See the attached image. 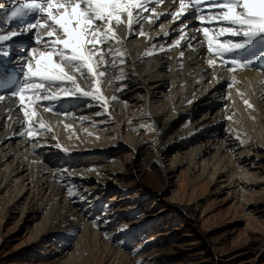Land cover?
<instances>
[{"label":"bare ground","instance_id":"6f19581e","mask_svg":"<svg viewBox=\"0 0 264 264\" xmlns=\"http://www.w3.org/2000/svg\"><path fill=\"white\" fill-rule=\"evenodd\" d=\"M0 4L3 3L0 2ZM162 8H165L163 12H167L174 10L175 6L165 3V6ZM162 8H158L157 12L162 13ZM148 14L144 13V15ZM153 19L155 20V17ZM157 21L155 20V23L143 22L142 25H134L132 34L127 36L125 35L127 30L124 27L118 29V34L124 37L123 43L119 47L122 50H126V63L121 65L123 68L122 76L119 68L113 69L107 77L108 80H111V84L105 82L101 86L106 97H118L117 100L109 99L107 110L91 98H85L86 102L83 104L80 102L81 98L64 97L61 93V98L56 102H52L51 105L50 102H44L45 106L54 107L52 112H44L42 108L38 109L43 115L44 121L51 125L53 131L43 133L42 137L37 139L38 141H34L30 140L27 136L22 137L19 135L23 131V127L19 122L23 117L19 109L16 108L15 100L6 99L5 102L0 103V242L3 239L2 235H5H1L2 224L5 223L4 220L8 219L9 216L11 218L12 213L21 212L22 215L19 217V220L24 221V223L37 222L36 226H33L31 230L36 233L34 238L38 236L41 240H44L48 236L51 237L54 231L61 229L63 226H73L77 224V221H81L78 219L79 217L75 218L77 215L73 216L74 218L72 217V219L70 218L75 211H73V207L66 203L64 197L61 195L62 193H60L64 185L60 190L55 189L56 186L51 181V171L42 168L43 164L40 162L44 163L52 158L51 163L47 162L48 167H55L56 175L61 177L60 183H65L69 181L68 178L73 171L70 168V163L79 158H83L84 163L90 162L91 158L101 160L111 149L107 145L111 144L102 142V144L94 145L91 148L92 150L89 151L84 149L77 150V148L70 149V147L66 148L64 146V148L68 149L67 152L63 150H41L45 147L49 148L52 145L47 141L49 138L54 139V141H57L61 145L62 141L69 138L71 139V143H76L77 141L84 142V139L90 141L95 136L99 137L103 134L106 136L107 125L112 120L114 122L120 120L118 128L123 129L124 127L127 131L129 130L128 127L134 130L135 127L150 123L153 131L156 128L154 141L158 143L163 134L171 130L169 129V123L172 120L174 124L182 117H188L184 122L185 126L180 132V139L184 140L187 146L190 147L189 158L178 155L179 159L176 160L178 161V165L186 161L190 162L191 168H198L201 170V173H205L206 171L211 176L207 181L211 183L214 181V184H212L215 187L213 193L224 191L231 196H235L236 199L234 198L233 200L250 203L249 198L239 195L237 186L241 183L248 186L260 183L255 182L257 178L261 179L260 181L264 180V172L262 170L258 171L260 174L258 175L253 173L246 164H243L245 161L257 157L258 149L264 148V71H261L258 67H250L231 73L226 70L222 71L217 66L215 73H213L207 64V60L218 59V57L208 52L207 39L198 30L201 28L200 24L185 29L187 39L182 41L179 46L171 47L170 50H167L176 40L180 39L179 34L170 45L165 44L171 36L179 33L178 29L181 24L178 22L179 25L169 28V23L173 22L170 20L166 26L162 27L164 32L159 34L155 30H151ZM204 26L209 27L210 31L216 27L209 24H205ZM141 27L143 31L148 33V36H138L136 34L141 30ZM164 33H170V35H164ZM149 36L151 38L155 36L154 40L157 42H153ZM21 37L15 38L16 42L10 48V51L14 55L13 60L9 64L10 66L16 67L15 62L20 54L19 42L21 41ZM193 37L195 39H192ZM161 39H163L162 42L159 41ZM189 43L192 45L191 48L188 47ZM105 47H115V45L109 44L105 45ZM161 47L165 48L166 51H159ZM149 50L154 51V54L145 55V52ZM180 52L185 53L183 58L180 57ZM16 55L17 57L15 58ZM3 63L4 61L0 62V67L5 69L7 65ZM233 76L237 83L230 87L229 84ZM116 77H121V79L117 80ZM81 84L86 90L89 87L83 81H81ZM196 87L204 88L206 91L202 94L205 96L204 98L197 100L200 97L197 92L193 91ZM164 88H166V91ZM222 89H226V93L221 96L220 91ZM237 89H239V92L245 94L244 99H249L252 102L255 106L254 110L246 108ZM178 98L179 101H177ZM147 100L148 103H146ZM134 101L135 108L139 111L142 106L148 104L145 114L141 113V116H139L129 111L128 104ZM156 103L159 104L157 105ZM8 109H13V111L9 113ZM98 109L102 110V112H92L90 118L85 116L87 112ZM209 111L215 113L209 116ZM197 113H200L202 116L194 119L195 116H198L196 115ZM234 113L235 115H233ZM9 115L11 119L8 118ZM167 115L168 118L164 121L163 128H158L160 120ZM228 116H232L233 119L228 120ZM253 116L255 119H252ZM147 117L150 120H146ZM96 118H103L105 121L103 120L101 124H98L99 122L96 121ZM77 119L85 123V126H77L74 121V124L72 122L69 123L71 120ZM125 121L128 122L129 126L126 125ZM131 123H137L138 125L133 127ZM69 125L71 127H68ZM188 125L189 127L186 128ZM93 126H96L98 129H93ZM127 131L125 133L126 136L133 135L131 132L127 133ZM237 131L242 134L248 131L250 139L246 140L245 144L235 142V147L231 148V143L227 141L231 140V137L228 135L227 140L223 138L227 132L235 136ZM116 133L123 135V130L122 133L117 131ZM176 138L172 137L165 145L158 143L157 160L161 164L163 162L161 155L163 156L165 151L167 152L168 145L171 143L178 145ZM202 139L207 140L201 142ZM130 142L136 152V157L134 158H137L139 156L140 142L138 139ZM214 143L217 146L215 150H213ZM101 145L102 147L98 148ZM53 147H56V145L53 144ZM234 149L244 152L234 155ZM34 153L39 155L40 161L36 157L38 160L36 162L39 163L34 162L36 160L33 158ZM198 158L201 161L200 165L197 161ZM133 161H136V159ZM91 169L99 173L100 167L81 169L80 175L84 178L91 177L92 175L100 177ZM262 169L264 170V167ZM228 173H230L229 176H226ZM77 175V177H80L79 174ZM71 176L76 177V174ZM69 184L71 185V183ZM66 187L69 188L68 186ZM260 192H264V189ZM259 194L256 193V195L249 197L254 198ZM26 195L28 198L31 197L32 204L26 202L21 206L20 201ZM191 205L187 206L188 210L186 212L190 219H195L199 207L195 206V204ZM75 214L77 213L75 212ZM251 214L253 213H247L248 218H251ZM92 227L89 228L85 224L82 228L81 225L82 230L78 234V239L75 241L72 249L75 250L76 247L82 246L88 247L89 255L96 264H129L127 256L115 249L112 250L108 244L102 243L97 234L98 232L96 233ZM103 242L105 241L103 240ZM83 259L70 255L64 259L60 258L61 261L58 264H73V262L78 263Z\"/></svg>","mask_w":264,"mask_h":264},{"label":"rangeland","instance_id":"374dc122","mask_svg":"<svg viewBox=\"0 0 264 264\" xmlns=\"http://www.w3.org/2000/svg\"><path fill=\"white\" fill-rule=\"evenodd\" d=\"M164 90L166 91V88ZM193 91L200 97L197 100L205 97L202 95L206 92L204 88L196 87ZM220 93L221 96L225 95L226 89H222ZM134 103L135 101L128 104L129 111L139 116L141 113L145 114L148 104L142 106L139 111ZM92 112L99 113L102 110L87 112L85 116L90 118ZM213 113L215 112H208L209 116ZM199 114L197 113L198 116L194 119L202 116ZM167 118L168 115L160 120L158 128H163ZM187 118L182 117L174 124L172 120L169 123L171 130L164 133L158 142L160 145H165L172 137H177L176 140H178V145L169 144L167 152L161 155L162 164L157 160L158 143L154 141L156 128L154 126L155 131H153L150 123L135 127L134 130L128 127L127 131L124 127L118 128L120 120L115 122L112 120L107 125L106 136L104 134L95 136L90 141L84 139V142H76L75 137L76 143H71L69 138L62 141L60 149L53 147V144L56 145L58 142L49 138L47 141L52 145L41 151H57L64 147L89 151L94 145L102 144V142L111 144L107 145L111 149L101 160L91 158L90 162L84 163V159L79 158L70 163V168L73 170L71 175L76 174V177L70 175L68 184L60 183L61 177L56 175L55 167H48L47 162L51 163L52 158L44 163L40 162L43 164L42 168L51 171V181L54 182L55 189L60 190L64 185L60 193L66 203L77 213L74 212L70 218L77 215L75 218L79 217L78 219L81 220L75 224L76 228L79 227L76 231L75 225L74 227L63 226L54 231L51 237L41 240L38 236L34 238L36 233L31 230L37 222L24 223L19 220L21 212L12 213L11 218L9 216L2 224L1 235H5H2L3 239L0 242V264H58L61 261L60 258L64 259L70 255L80 259L84 257V262L80 260L73 264H96L89 255L88 247L72 249L85 224L89 228L93 225L95 229L93 227L92 229L98 232L102 243L126 255L129 264H264V192H260L264 189V180L260 181L261 179L257 178L255 182L260 183L250 184V186L241 183L237 186L239 195L250 199V203H243L233 200L235 196L224 191L213 193L214 181L213 183L207 181L211 176L206 171L201 173L200 169L191 168L190 162L186 161L178 165L176 161L179 159L178 155L189 158L190 147L180 139V132ZM103 120V118H96L98 124H101ZM146 120L150 118L147 117ZM73 121L77 126H85V123L78 119L71 120L69 123L74 124ZM125 123L129 126L127 121ZM131 125L134 127L138 124L131 123ZM188 127L189 125L186 126ZM92 128L98 129L96 126ZM122 130L123 135L116 133V131L122 133ZM126 131L133 135L126 136ZM230 132H227L223 139L227 140L229 135L231 140L227 141L231 143L230 147L234 148V143L239 141L229 134ZM245 134L241 136L244 140L241 144H245L246 140L250 139L249 132L245 131ZM137 139L140 142V150L139 156L134 158L136 152L130 141ZM204 140L207 139H202L201 142ZM101 147L102 145L98 146V148ZM216 148L214 143L213 150ZM241 152L244 151L233 150L234 155ZM257 154V157L243 164H246L253 173L260 175L258 171L264 172L262 169L264 148L258 149ZM33 155L36 159L34 162L38 161L39 155L37 153ZM135 159L136 161H133ZM197 161L200 165L199 158ZM89 167H100V174L91 169L100 177L92 175L93 177L84 178L80 175L81 169ZM77 174L82 177H77ZM69 189L75 192V195H69L67 191ZM141 193L145 195L142 199L138 197ZM256 193L260 196L249 197ZM26 202L32 204L31 197L28 198L26 195L20 201V205L23 206ZM194 204L199 207V211L195 219H190L186 212L187 206ZM248 212L253 213L251 218H248ZM93 219H96V224H93ZM156 221L158 223L153 226Z\"/></svg>","mask_w":264,"mask_h":264},{"label":"snow or ice","instance_id":"6c2138e0","mask_svg":"<svg viewBox=\"0 0 264 264\" xmlns=\"http://www.w3.org/2000/svg\"><path fill=\"white\" fill-rule=\"evenodd\" d=\"M165 3L175 6L174 10L158 13L155 6ZM161 16L181 24L180 39L167 50L187 39L188 25L184 21L192 17L201 25L198 30L207 39L208 52L218 57L207 60L213 73L217 66L231 73L250 67L264 71V0H8L7 7L0 4V62L10 57L15 38L25 36L32 41L24 47L14 70L0 67V103L15 100L23 117L19 135L37 140L43 133L53 131L38 109L52 112L54 107L44 102L51 105L61 98V93L64 97L91 98L107 110L109 99L118 97H106L101 86L111 84L107 77L113 69L119 68L122 76L121 65L126 63V50L119 47L124 37L118 29L124 27L125 35H131L134 25L155 23ZM205 24L216 27L210 31ZM136 34L148 36L142 27ZM109 44L115 47L106 48ZM188 47H192L191 43ZM159 51L166 49L161 47ZM153 54L152 50L145 52ZM179 55L183 58L185 53ZM81 81L89 86L87 90ZM236 83L233 76L229 86ZM239 94L246 108L254 110L252 102L244 99L245 94ZM242 135L246 134L235 133L240 143H244ZM56 147L60 149L61 145L57 143Z\"/></svg>","mask_w":264,"mask_h":264}]
</instances>
